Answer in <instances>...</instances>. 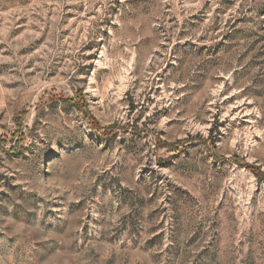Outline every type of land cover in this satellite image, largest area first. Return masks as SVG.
Returning <instances> with one entry per match:
<instances>
[{"label": "rangeland", "instance_id": "1", "mask_svg": "<svg viewBox=\"0 0 264 264\" xmlns=\"http://www.w3.org/2000/svg\"><path fill=\"white\" fill-rule=\"evenodd\" d=\"M0 264H264V0H0Z\"/></svg>", "mask_w": 264, "mask_h": 264}]
</instances>
